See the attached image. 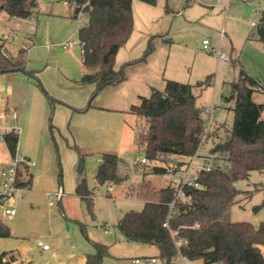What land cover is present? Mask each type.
Returning a JSON list of instances; mask_svg holds the SVG:
<instances>
[{"label":"rangeland","instance_id":"rangeland-1","mask_svg":"<svg viewBox=\"0 0 264 264\" xmlns=\"http://www.w3.org/2000/svg\"><path fill=\"white\" fill-rule=\"evenodd\" d=\"M65 1L39 0L38 10L28 20L10 19L0 12V42L4 43L8 35H16L11 42V53L8 51L10 54L17 55L25 43L24 38L34 40V45H29L32 47L28 58L25 54L26 68L35 71L39 80H29L27 75L19 73L12 77V83H16L20 92L8 95L3 85L9 83V76L0 75V115L13 110L16 113V117L0 118V123L5 121L15 126L17 120L24 118L23 125L12 128L20 135L16 158H12L4 140L0 139V170H8L22 161L34 163L30 169H42L34 189H18L13 200L4 204V210L13 209L16 215L0 212L1 220L13 236L0 238V259L3 253L14 252L29 264H85L83 257L94 254L93 243H100L107 245L110 253L102 264H137L136 260L141 261L138 264H153L146 262L149 258L157 259L154 264H166L157 247L128 242L116 227L126 213L140 212L144 208L141 199L127 197L129 186L142 181L149 182L155 189L178 185V179L171 174L177 159L148 162L147 167L135 163L145 154L138 151L135 144L134 126L138 119L129 114L130 108L139 105L141 98L150 97L153 89L164 91L168 80L192 85L197 106L202 110L215 108L209 133L192 169L199 172L212 168L215 156L212 149L223 137L225 127L231 129L234 123V101L225 100L231 95V84L238 82L242 69L251 77L250 71L256 70L247 51L256 45L250 40L259 23L258 14L264 10V0H156L155 5L133 0V32L119 50L115 68L120 70L128 62L140 59L149 48L153 51L145 62L125 67L126 80L130 82L123 84L125 90L118 100L114 99L115 92H103L91 103L92 107L109 109L93 119L100 123L97 126L101 131L95 135L101 138V146L111 148L110 153L125 161L121 169L124 175L130 176L124 186L115 187L113 192L97 185L94 179L103 155L109 152L85 150L72 129L76 127L71 125L72 114L66 117L67 106L60 103L64 97L75 98L71 87L77 86L76 82L81 84L82 73L78 30L84 17L81 21L73 18L74 10L68 8ZM204 40L210 43L209 51L203 50ZM66 41H72L74 47L63 50L60 45ZM219 47L226 53L225 60H218L217 54L211 52ZM202 83L204 85L200 86ZM15 95L18 102L13 98ZM21 98H27L30 103L23 105ZM260 100L264 102V95L258 93L255 101ZM13 104L18 106L15 108ZM202 118L206 128L205 111ZM153 165L168 167L170 173L144 176ZM82 182L92 192L91 211L86 202L76 196V184ZM237 189L240 196L232 207L231 219L259 226L264 222V172H252L248 180L237 183ZM57 190H63L61 200L68 217L62 214L60 200L55 199L54 205H50V195ZM104 225L110 230L108 234L104 232ZM39 241L51 250L45 252L38 248ZM185 264L204 262L185 259Z\"/></svg>","mask_w":264,"mask_h":264},{"label":"trees","instance_id":"trees-1","mask_svg":"<svg viewBox=\"0 0 264 264\" xmlns=\"http://www.w3.org/2000/svg\"><path fill=\"white\" fill-rule=\"evenodd\" d=\"M69 1L78 5L88 3L83 9V23L78 30L85 68L81 83L93 85L94 90L87 107L74 109L86 112L103 90L127 79L126 66L145 62L153 50L149 48L143 57L117 70L116 56L134 28L133 0ZM140 1L156 4V0ZM38 7L39 0H0V12L6 13L10 19L28 20L34 17ZM77 14L75 11L73 18L77 19ZM259 16L250 41H258L264 46V10ZM6 51L5 44L0 42V75L21 72L39 82L37 73L26 68L24 51L20 50L18 56L11 59L5 57ZM258 93L264 95V86L242 69L238 82L231 84V95L225 99L226 102L234 101L233 126L231 129L225 127L223 137L212 149L215 155L213 167L199 171V188L185 187L180 200H177V189L171 185L155 189L149 182L142 181L127 188L128 198L144 202L142 211L126 213L117 225L128 242L157 247L160 257L168 263L177 256L175 241H186L180 251L190 261L264 264V222L255 226L231 219L232 207L240 196L236 184L248 180L252 172H264V102L255 101ZM203 111L197 106L193 86L175 81L168 80L164 91L153 89L150 97L141 98V103L133 105L129 114L138 119L134 126L135 144L138 151L144 152L147 162L142 164L137 159L135 163L147 167L149 163H164V159L171 157L177 159L171 174L180 171L198 153L205 131ZM4 142L12 158H16L18 133H6ZM124 163L118 155L105 153L94 176L97 185L106 186L108 190L124 186L130 178L123 174ZM27 169L23 162L19 163L17 183L20 188L31 185L30 175L20 181L21 173ZM169 173L168 167L153 165L144 176ZM77 195L91 211L94 206L92 192L84 182L78 185ZM2 205L4 201L0 200V212ZM0 238H12L10 228L1 218ZM95 249L94 254L87 256L88 264H102L104 257L110 256L105 245L95 244ZM15 258L13 252H5L0 264H13Z\"/></svg>","mask_w":264,"mask_h":264},{"label":"crops","instance_id":"crops-1","mask_svg":"<svg viewBox=\"0 0 264 264\" xmlns=\"http://www.w3.org/2000/svg\"><path fill=\"white\" fill-rule=\"evenodd\" d=\"M29 40H30L29 42H31V45H34V40L32 38H30V37H29ZM223 40H224V38L221 39V41H223ZM247 40H249V38ZM252 42L254 44H256V45L255 46L250 45L252 47H250V49L247 51V56H248L249 61L256 67V70L253 71V72L250 71V73H251V75H253L252 78L255 77L254 79H256L261 85L264 86V47H263V44L260 43V42H258V41H252ZM5 47H6L7 51H9L11 53V51H10V50H12L11 43H6L5 44ZM30 47H32V46H30ZM219 49L222 51L221 47H219ZM203 50L204 51H209L210 50V43H209V48L208 49H204V45H203ZM216 50H218V49L213 48L211 50V52L212 53H215ZM19 51L20 50H18V53L15 56H13L11 54L12 58L13 57H17L18 54H19ZM222 52H224V51H222ZM225 56H226V53H225ZM27 58H28V56H27ZM218 60H221V59L218 58ZM133 66H134V64H133ZM129 68H132V66H130ZM128 70L130 71V69H128ZM84 72H85V68H84L83 59H82V73H81V78H82ZM19 73H21V72L3 74V78L5 76H7V77L9 76L8 79H7L9 81V83L3 85V90H4V92L6 91V93L8 95H13L15 91L16 92H20V91H18V88L19 87L15 86L16 83H12V82H14V81H12V77L18 75ZM81 78H80V83H81ZM28 79L30 80L29 77H28ZM127 82H130V81L126 80V81L122 82L121 84H119L117 86L108 87L105 90H103L100 94H102L103 92H110V93L115 92L116 96L114 95L115 96L114 99L115 100H118L117 98L119 97V94L122 93L123 89L125 90V88L123 87L124 86L123 84L124 83H127ZM76 83H77V86L74 85L75 87H71V89L73 90V92L75 94V98L74 99H71V98H65L64 97L63 98L64 100H60L61 101L60 103H64L67 106L66 107L67 108L66 109L67 111L64 114H65L66 117H68L69 115L72 114V117H71V125H73V126L76 125V127H73L72 129L74 130L75 135H76V137H77L80 145L85 150H87V151L101 150V151H105V152H109L110 153L111 152V148H107V146H105L103 144H102V146L100 145L101 144L100 143L101 138H98L97 139V135H95V134L98 133V131L100 129L97 126L100 123L96 122L97 120L96 121L93 120V119L99 117V114H101L103 112H106L109 109L108 108L101 107V106H94V107H91L90 109H88L86 112H78V111H75L74 109H83V108L87 107V105L89 103V100H90V96H91V94H92V92L94 90V86L93 85H84L82 83L79 85L78 82H76ZM82 86H85V87H82ZM127 87H129V86H127ZM109 90H114V91H109ZM13 98L15 99V102H18L19 98H17L16 95ZM262 101L263 100H260L258 103L261 104V103H263ZM21 103L23 105H26L27 106V104H29L30 102L28 101L27 98H24L23 100L21 98ZM16 106H18V104H13V107L16 108ZM10 110H13V109H10ZM62 112H64V111H62ZM6 113H8V112H6ZM4 115H5V113H3L2 115H0V118H2V119L9 118V116H7V117L4 118ZM262 116L264 117V112H263V115ZM23 119L21 118V120L20 119L17 120L15 122V126L12 123H6L5 121H3L2 124L0 123V130L2 131L3 134H5L8 131L9 132L10 131H15V129H12V128H14V127H17L18 128L19 125H21V124L23 125V122H24ZM63 123H65V122H63ZM99 132H101V131H99ZM16 133H18V132H16ZM18 136H19V142H20V135H19V133H18ZM117 137H118V134H117ZM118 140H119V137H118ZM18 146H19V144H18ZM23 163L28 167V169L26 171L24 170L21 173V175H20V181L26 180L27 175H30L31 176V185L29 187H27V188L26 187H22L21 190L23 189V190L30 191V190L34 189V187L38 184L39 179H40V175L42 173V169H30L31 167H34L35 166L34 163H30V162H28V163L27 162H23ZM78 185L79 184L77 183L76 184V189H75L76 196H78L77 195V187H78ZM236 187H237V184H236ZM59 190H57L56 192H58ZM109 191L110 192L115 191V187L114 188H110ZM62 192H63V190H62ZM12 202L13 201H11V203ZM59 204L61 205L60 206V209L62 211V214L65 215L66 217H68L66 215L68 212H66V210H65V203L62 200H60L59 201ZM120 219L118 220L117 225H118ZM117 225H116V227H117ZM80 228H81V225H80ZM81 229L86 234V232L84 231V229L83 228H81ZM117 229H118V227H117ZM104 232L106 234H108L110 232V230L107 227V225H104ZM119 232H120V230H119ZM120 234L122 235L123 238H125L121 232H120ZM93 244H94V248H95V244H100V243H93ZM102 245H104V244H102ZM105 246H107V245H105ZM37 247L40 248V249H42L38 245H37ZM108 249H109V247H108ZM42 250L45 251V252H48L51 249L49 248L48 250H44V249H42ZM13 254L16 257L15 258V261L13 262V264H29V263H26V262H23L22 260H20L14 252H13ZM88 255H90V254H86L83 257V260H84V263L85 264H88L87 263V256ZM152 259H155L156 262H154V263H157V259L156 258H149V260H152ZM82 262H80V263H82ZM178 262H180V261H179V258L176 256L169 263L166 261V264H177ZM150 263H153V262H150Z\"/></svg>","mask_w":264,"mask_h":264},{"label":"built area","instance_id":"built-area-1","mask_svg":"<svg viewBox=\"0 0 264 264\" xmlns=\"http://www.w3.org/2000/svg\"><path fill=\"white\" fill-rule=\"evenodd\" d=\"M87 4L88 3L78 5L77 3L69 1V0L65 1V5L68 8L73 9L74 12L78 11L77 18H79L80 21L82 20V16H83V9L87 6ZM15 36L16 35L12 34V35H8V36L4 37V44L11 43L12 40L15 38ZM24 41H25V43L21 46L20 50L24 51L25 54H27V56H28V51L31 49V47L29 46L31 44V42H29L30 41L29 38H24ZM203 45H204V49H208L209 48V41L205 40ZM60 46L63 50H70L74 47V43L72 41H66V42L62 43ZM215 53L217 54L219 59H221V60L226 59L225 53L222 52L220 49L216 50ZM4 55L8 59L12 58L11 54L8 51H6L4 53ZM204 111L208 115V126L205 128V131H204V134L202 136V140H201L199 148L202 146L203 142L205 141V139L209 133V127H210L215 109H214V107H211V108L204 109ZM10 115H12L13 117H16L15 111L5 113L4 118L7 116H10ZM8 132H6V133H8ZM15 132H17V131L15 130ZM5 134L2 133L0 135V139L4 140ZM197 155H198V153H197ZM196 156H194L193 159L190 162H188L180 171L173 174V176L178 179V185H176V187H175L177 189V200L183 199L185 187H190V188H199L200 187L199 180H198V178H199L198 173L199 172L198 171L195 172L192 169L193 161L196 158ZM138 162L144 164L147 161L145 158H142L141 160H138ZM205 169L209 170L208 167ZM17 182H18V165L17 164H16V166H14L8 170H4V169L0 170V200L4 201V204L8 200H13V197L15 195L16 190L21 189L18 186ZM62 197H63L62 191H58V192L51 194L50 199L52 201L50 202V205H54L53 201L55 199L61 200ZM1 212H4L5 215L12 216V217L16 215V211L13 209H5L4 210V205L1 206ZM195 226H199V225L196 224ZM172 237L175 241V236L173 234H172ZM186 243H187L186 241H183V242L182 241H175V245H176V249H177V257L179 258V261L182 262L183 264H185V258L181 254L180 246L182 244H186ZM37 245L44 250L49 249V246L47 244L42 243L41 241H39L37 243ZM140 262H141L140 260L136 261V263H140ZM146 262L147 263H150V262L154 263V262H156V260L155 259H152V260L147 259Z\"/></svg>","mask_w":264,"mask_h":264}]
</instances>
